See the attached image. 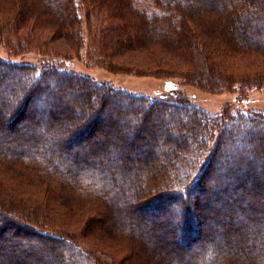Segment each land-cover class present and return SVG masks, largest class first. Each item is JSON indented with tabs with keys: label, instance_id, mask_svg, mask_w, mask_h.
<instances>
[{
	"label": "trees",
	"instance_id": "trees-1",
	"mask_svg": "<svg viewBox=\"0 0 264 264\" xmlns=\"http://www.w3.org/2000/svg\"><path fill=\"white\" fill-rule=\"evenodd\" d=\"M1 40H86L107 67L148 52L154 72L186 65L217 89L264 81L232 63L264 61V0H0ZM60 53L0 58V264H98L60 215L142 264H264V114L134 94L62 68Z\"/></svg>",
	"mask_w": 264,
	"mask_h": 264
},
{
	"label": "rangeland",
	"instance_id": "rangeland-1",
	"mask_svg": "<svg viewBox=\"0 0 264 264\" xmlns=\"http://www.w3.org/2000/svg\"><path fill=\"white\" fill-rule=\"evenodd\" d=\"M142 3L144 6L148 4L147 1H142ZM82 22L84 26V21ZM66 49L67 47L64 43L52 42L45 46L30 47L16 52H10L8 45L1 40L0 58L19 63L40 65L44 59L55 60L53 55L61 52L60 54L67 57L65 60H58L62 68L83 74L98 82L109 83L114 87L125 89L134 94H143L150 98H175L178 97L179 94H183L191 98L195 105L212 115L218 114L229 107L231 110L233 107H239L255 110L264 114V81L251 82L252 85L244 89L243 92L240 91L238 87L235 90L232 88L217 89L214 87L213 83H209L210 81L207 80L206 77L198 78L191 76L190 68L186 65L178 66L164 63L159 66L161 70L160 73L154 72V67L148 63L150 60V54H148V52L134 54L130 64L118 67H107L98 60L99 55L90 52V46L86 40L78 50ZM232 63L235 67H238L236 70H247L248 73L252 74L255 70L264 68V61L252 59L250 57L242 58V60L236 59L233 60ZM236 70L233 71L235 74L239 72ZM252 74H250L249 77L250 81H253L254 78ZM72 100L73 98L67 95L64 98V103L70 104ZM111 106L107 107L111 108ZM40 117L41 116L37 114L35 119L39 120ZM154 120L155 118L151 117L150 121L154 122ZM15 126L18 128L20 124H16ZM3 129L4 131H10L8 126ZM105 146L106 149L111 148L110 143ZM68 149L70 151L74 150V152L80 150L78 144L70 145ZM89 158L93 157H89L88 155V159ZM76 161V163H80L79 160ZM59 218L61 223L66 225L62 226V228L70 234L69 237L85 249L90 257L98 264H142L138 261L129 260L128 245L124 241L108 240L100 236L96 231L85 235L83 233L82 224H78L74 222L72 218L62 215H60ZM159 219L160 215H156L153 219L151 218L149 222L154 224ZM176 234L177 232H171L170 229H165L159 232L157 236L158 238H162V242L165 243L170 241L172 247L184 251V248L181 246L179 247L171 238V235L176 237ZM22 236L21 234L19 238Z\"/></svg>",
	"mask_w": 264,
	"mask_h": 264
}]
</instances>
